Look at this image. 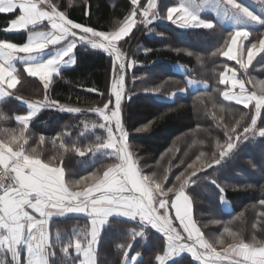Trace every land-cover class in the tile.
<instances>
[{
	"label": "snow or ice",
	"instance_id": "snow-or-ice-1",
	"mask_svg": "<svg viewBox=\"0 0 264 264\" xmlns=\"http://www.w3.org/2000/svg\"><path fill=\"white\" fill-rule=\"evenodd\" d=\"M256 5L247 0H130L123 19L105 31L69 18L55 0H0V16L5 17L0 33L24 37L19 42L0 38V103L14 98L27 106L25 114L14 116L19 131L5 128L0 138V264H97L98 245L112 218L135 222L127 230V244L117 245L122 251L121 264H140L141 252L129 253L138 239L147 242L151 230L161 237L160 251L154 256L156 264H169L183 253L190 254L197 264H264V236L257 235L264 232V210L259 211L248 236L233 230L229 222L220 235L209 239L193 218V199L186 191L201 180V173L218 171L216 166L231 159L241 144L257 136L264 138V79H255L248 72L258 56L264 61V33L258 41L250 40L256 26L264 28V0H256ZM207 11L215 16L204 18ZM84 15L89 16L87 6ZM161 21L183 30L215 31L226 23L230 25L222 45L212 53L225 58L218 77L223 89L216 91L227 104L243 105L248 110L241 111L231 125L224 115L217 116L213 111L215 127L225 139H216L211 160L205 158L204 151H199L191 162L180 160L183 171L179 174H173L171 161L162 174L148 171L150 165H141L140 157L131 151L124 120V102L138 78L128 77L137 61L132 58L135 52L129 56L123 44L129 42L134 30L143 28L151 33L150 26ZM78 47L101 51L111 60L112 78L106 100L102 106L87 109L97 119L81 122L79 136L89 133L95 138L82 147L76 141H65L69 133H58L51 142L54 146L59 142L58 148L63 150L60 159L44 158L45 135H39L36 147L29 145L31 136L26 133L32 120L44 109L85 113V109L63 104L48 94L61 69L76 64ZM18 65L27 77L42 83V99L28 100L15 94L13 90L22 80ZM186 84L188 87L178 89L180 94L194 87L191 79ZM143 91L158 93L160 89L145 87ZM100 95L104 97L105 93ZM217 107L222 114L232 111L225 103H213V109ZM8 119L0 110V120ZM151 123L135 131H143ZM68 151L80 157L99 154L110 162L75 178V174H66L63 166V153ZM170 175L174 180L169 179ZM203 179L218 189L220 201L226 204V188L218 178L205 175ZM259 205L264 206V198ZM70 215H82L87 223L71 232L55 229L56 218Z\"/></svg>",
	"mask_w": 264,
	"mask_h": 264
},
{
	"label": "trees",
	"instance_id": "trees-1",
	"mask_svg": "<svg viewBox=\"0 0 264 264\" xmlns=\"http://www.w3.org/2000/svg\"><path fill=\"white\" fill-rule=\"evenodd\" d=\"M61 10L68 12L69 18L76 22L85 23L96 27L98 30H110L115 22L122 20L130 7V0H55ZM89 16H85V7ZM205 18L211 19L212 14H205ZM4 16H0V27L3 26ZM153 31L134 30L128 43L127 53L137 61V66L128 73V77L136 76L134 91L130 98L124 102V120L130 133L129 143L131 151L140 157L141 165H150L148 171H157L162 174L163 169L168 166L169 161L174 166L173 174L183 171L180 160L191 162L199 151H204L206 159L211 160L215 150V141L225 139L221 130L215 127L216 121L212 119L211 113L217 116L224 115L229 125L234 123L241 111L247 112L242 105L227 104L216 91L223 89L218 84L219 72L223 69L225 58L213 56L212 53L222 45L227 37L229 27H217L215 31L205 29L182 30L164 21L156 22L150 26ZM163 33V35H158ZM264 28L257 27L252 34V41L259 40ZM0 38H7L14 42L24 39L20 34L0 33ZM139 51H136L137 48ZM152 49L145 52L144 49ZM179 50V51H178ZM191 53V55H189ZM77 63L75 67L61 72L56 77L49 90L51 98L59 100L63 104L78 106L85 109L84 114L64 113L57 110L42 111L30 126L29 145L36 147L39 135L43 134L46 141L42 146L43 157L56 156L60 159L63 150L53 145L51 138L58 133H69L64 139L71 143L76 141L84 146L94 140V135L86 133L79 136L83 128L82 121H95L94 113L87 112L89 107L102 106L106 100L107 89L112 78L111 60L107 54L78 47L76 50ZM197 57L200 59L198 60ZM258 58L249 68V74L255 79H264V61ZM232 63V62H229ZM176 65L187 68L186 73H180L175 69ZM21 72V84L14 91L16 95L24 99L35 100L43 98V85L37 78L27 77L22 66H18ZM193 79L207 82L206 88L188 92L180 95L178 89L187 87L186 81ZM129 86L132 82L129 79ZM145 87H158V93H145ZM95 88L96 92L87 91ZM100 93H105L102 97ZM177 94L173 100L169 97ZM213 103L219 105L225 103L226 107L232 109L228 113H220L219 108L213 109ZM3 110L10 119L0 120V138H3V129H16L19 125L14 116L25 114L27 107L14 98L0 103ZM150 126L140 132L135 131L149 122ZM199 125V128L197 126ZM197 141L194 145L193 141ZM203 141V143H200ZM172 148V152H167ZM180 151H176V149ZM166 153L163 160L162 154ZM63 166L67 173L75 174V178L86 175L88 172L99 168L102 163L110 162L109 158L97 154L93 157L88 154L80 157L78 154L68 151L63 153ZM160 161L157 165L156 162ZM251 161V163H249ZM255 165V167H253ZM208 169L201 173V180L186 191L193 199V218L198 222L201 230L209 239H214L223 232L225 223L233 230L242 231L248 236L253 229L251 225L255 222L259 211L264 206L259 205V200L264 198V138L258 136L241 144L236 154L222 166ZM205 175L218 178V181L226 188V200L230 204L227 209L219 199L218 189L209 181L204 180ZM174 180V175L169 176ZM252 185V187H246ZM255 206V207H254ZM219 221L220 223H214ZM87 223L84 216H68L56 219L55 229L63 232H71L73 228L83 227ZM135 222L123 218H112L111 224L106 226L98 245L97 264H121L122 251L117 245L127 244L129 237L127 230L133 228ZM258 236H264V232H257ZM225 238L227 239L226 235ZM160 234L151 230L148 240L144 242L137 240L129 255L141 252L138 259L140 264H156L154 256L160 251ZM169 264H197L190 254L184 253L172 260Z\"/></svg>",
	"mask_w": 264,
	"mask_h": 264
},
{
	"label": "crops",
	"instance_id": "crops-1",
	"mask_svg": "<svg viewBox=\"0 0 264 264\" xmlns=\"http://www.w3.org/2000/svg\"><path fill=\"white\" fill-rule=\"evenodd\" d=\"M258 7V6H257ZM205 14H212V15H214L215 16V13H212V12H210V11H208V12H206ZM205 18V17H204ZM207 19V18H206ZM164 22H166V23H170V22H167V21H164ZM171 24V23H170ZM225 26L226 27H229L230 28V25H228L227 23L225 24ZM259 27V26H258ZM257 28V27H256ZM255 28V29H256ZM183 30V29H182ZM254 32V31H253ZM252 39V36L250 37V40ZM258 58H260L259 56L256 58V60L258 59ZM76 60H77V57H76ZM256 60H254L253 61V64H254V62L256 61ZM77 63V62H76ZM76 65V64H75ZM75 65L74 66H68V67H65V68H62L61 69V72L62 71H64V70H67V69H71V68H73V67H75ZM18 66H20V65H18ZM180 66V65H179ZM251 67V66H250ZM175 69L178 71V72H181V73H185L184 71H183V69H184V67L183 66H180L179 68H177V65L175 66ZM183 71V72H182ZM192 81H193V83H195L194 81L195 80H193V79H191ZM19 85V84H18ZM18 85H17V87H18ZM208 85L206 84V85H204L202 88H206ZM249 87H250V85H249ZM198 89H200V88H198ZM198 89H196V90H198ZM16 90V89H15ZM15 90H13V91H15ZM196 90H194V91H196ZM49 94V93H48ZM184 94H186V93H184ZM184 94H182V95H184ZM175 96L176 95H174L173 97H172V100L175 98ZM21 103H22V101H21ZM26 106V105H25ZM243 106V105H242ZM27 107V106H26ZM47 111V110H55V109H44V110H42V111ZM41 111V112H42ZM58 111V110H57ZM40 112V113H41ZM39 113V114H40ZM64 113H67V112H64ZM38 114V115H39ZM37 117H35L33 120H32V122L36 119ZM32 122L30 123V126H31V124H32ZM229 204V203H228ZM229 206H230V204H229ZM70 216H82V215H70ZM68 217V216H67ZM62 218H66V217H62ZM62 218H56V219H62ZM124 219V218H123ZM129 256H131V255H129ZM180 257V256H179ZM175 258V257H174ZM174 258H173V260H174ZM177 258V257H176ZM138 259H140V258H138ZM171 262V261H170ZM169 262V263H170Z\"/></svg>",
	"mask_w": 264,
	"mask_h": 264
},
{
	"label": "rangeland",
	"instance_id": "rangeland-1",
	"mask_svg": "<svg viewBox=\"0 0 264 264\" xmlns=\"http://www.w3.org/2000/svg\"><path fill=\"white\" fill-rule=\"evenodd\" d=\"M247 2H249V3H252L253 5H256V0H247ZM256 6H258V5H256ZM208 12V11H207ZM256 27H258V26H256ZM127 49H128V47H126L124 44H123V50L124 51H126L127 52ZM181 66V65H180ZM133 70V69H132ZM131 70V71H132ZM183 72V71H182ZM181 73V72H180ZM189 80V79H188ZM195 83H193L194 84V87H191L190 89H189V91H187L186 92V94H188V92H191V91H194V90H196V89H198V88H202L205 84L203 83V82H201V81H194ZM188 87V86H187ZM180 94V93H179ZM186 94H184V95H186ZM175 95H177V94H175ZM180 95H182V94H180ZM174 96V94L173 95H171L170 97H169V99L170 100H172V97ZM224 206L227 208V209H229L230 208V206H229V204H228V202L225 204L224 203ZM184 254V253H183ZM183 254H181V255H183ZM176 258V257H175ZM174 258V259H175ZM178 258V257H177Z\"/></svg>",
	"mask_w": 264,
	"mask_h": 264
}]
</instances>
